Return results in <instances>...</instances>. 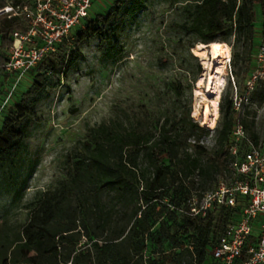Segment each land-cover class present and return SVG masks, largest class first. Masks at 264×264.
Listing matches in <instances>:
<instances>
[{
    "label": "trees",
    "instance_id": "trees-1",
    "mask_svg": "<svg viewBox=\"0 0 264 264\" xmlns=\"http://www.w3.org/2000/svg\"><path fill=\"white\" fill-rule=\"evenodd\" d=\"M9 1L20 0H0V7ZM124 1L115 0L109 12ZM183 8L187 20L182 28L201 42L233 33L234 40L245 36L253 45L264 0H193ZM100 18L88 15L83 27L72 30L70 45L58 44L30 70V78L21 80L0 115V264H162L157 256L165 254L166 246L174 248L182 264H217L210 249L224 227L235 222L237 207L215 205L203 216L190 214L191 186L186 180L198 177L194 189L201 198L217 175L249 178L230 166V160L239 156L237 163L242 162L245 153L238 148L234 158L229 150L236 119L229 98L223 99L210 155L199 141L187 142L207 130L190 116V108L156 117L123 114L88 126L65 157L64 177L54 187L25 198L35 167L27 142L29 116L46 73L57 70V62L64 69L72 64L85 34L93 30L99 34L94 24ZM23 29L18 19L0 17V85L12 33ZM171 85L180 95V84ZM251 98L264 100V83ZM249 117L247 110L241 122L246 137L257 146L259 136ZM166 197L169 201L163 205ZM13 209L26 212L24 222H10Z\"/></svg>",
    "mask_w": 264,
    "mask_h": 264
},
{
    "label": "rangeland",
    "instance_id": "rangeland-1",
    "mask_svg": "<svg viewBox=\"0 0 264 264\" xmlns=\"http://www.w3.org/2000/svg\"><path fill=\"white\" fill-rule=\"evenodd\" d=\"M188 1L193 0H125L117 10L109 12L115 0H92L89 15L93 19L97 15L101 17L94 24L99 34L94 30L85 34L68 68H62L57 62V70L46 73L45 84L29 116L27 142L35 167L28 181L26 199L37 190L54 187L64 177L65 157L76 141L84 137L88 126L123 114L133 117L145 113L156 117L168 112L181 113L187 108L190 116L202 125L204 87L198 86V82L207 75L208 60L194 55L190 43L195 46L203 42L181 26L187 20L183 7ZM256 34L253 45L245 36L234 40L233 33L219 39L229 45L230 56L223 69L226 83L218 100V117L212 127L187 138V142L199 141L207 149V155L212 151L215 126L222 120L223 99L230 97L228 79L232 75L243 84L242 77L251 67V54L259 40V33ZM30 75H25L22 81H27ZM171 83L180 84V95ZM4 86L2 81L0 94ZM255 103L256 106L245 107V113L248 110L249 119H253L258 145H262L264 105L262 101L255 100ZM252 145L250 138L245 137L239 141L238 148L244 154ZM240 158L231 159L230 166ZM235 179L234 173L217 175L208 190H215L218 181L231 185ZM197 182V176L186 180L191 186V196L199 201L201 192L194 189ZM249 200V196H236L235 222L242 217ZM168 201V197L164 198L163 205ZM162 214L166 215L164 207ZM25 218L24 210L10 211L11 223L20 224ZM172 229H176L175 224ZM252 234L250 243L254 244L258 230L255 228ZM166 249L165 254L157 256L162 264L183 263L174 248L166 246Z\"/></svg>",
    "mask_w": 264,
    "mask_h": 264
},
{
    "label": "built area",
    "instance_id": "built-area-1",
    "mask_svg": "<svg viewBox=\"0 0 264 264\" xmlns=\"http://www.w3.org/2000/svg\"><path fill=\"white\" fill-rule=\"evenodd\" d=\"M92 0H20L7 2L0 7V17L18 19L23 30L12 33L3 68L5 84L0 95V115L13 101L21 80L46 56L55 52L58 44L70 45L71 32L75 27H83L89 15ZM259 40L251 54V67L242 85L232 75L228 79L230 103L236 113L229 146L235 158L239 141L246 137L241 118L245 107L256 106L252 94L257 85L264 83V14L259 18ZM264 105V100L261 103ZM237 173L248 179L238 180L229 185L218 181L216 189L205 191L200 200L190 201V214L204 215L215 205L233 206L237 195L249 196L242 217L227 224L209 256L217 264H264V144L252 145L240 163L232 165ZM258 236L254 244L250 237L254 229Z\"/></svg>",
    "mask_w": 264,
    "mask_h": 264
},
{
    "label": "bare ground",
    "instance_id": "bare-ground-1",
    "mask_svg": "<svg viewBox=\"0 0 264 264\" xmlns=\"http://www.w3.org/2000/svg\"><path fill=\"white\" fill-rule=\"evenodd\" d=\"M191 50L194 55L208 60L207 75L205 78H200L198 86L204 87L203 97L205 100L202 108L203 122L201 126L210 128L218 117V100L226 83L223 69H225V64L230 56V48L225 42L214 40L211 43H198ZM207 56L209 57L207 58Z\"/></svg>",
    "mask_w": 264,
    "mask_h": 264
},
{
    "label": "crops",
    "instance_id": "crops-1",
    "mask_svg": "<svg viewBox=\"0 0 264 264\" xmlns=\"http://www.w3.org/2000/svg\"><path fill=\"white\" fill-rule=\"evenodd\" d=\"M257 26H258V27H256V29H257V32H259L260 22H258Z\"/></svg>",
    "mask_w": 264,
    "mask_h": 264
}]
</instances>
